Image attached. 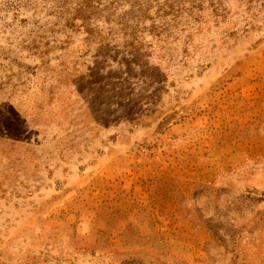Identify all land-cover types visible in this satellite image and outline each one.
Segmentation results:
<instances>
[{
  "label": "rangeland",
  "instance_id": "1",
  "mask_svg": "<svg viewBox=\"0 0 264 264\" xmlns=\"http://www.w3.org/2000/svg\"><path fill=\"white\" fill-rule=\"evenodd\" d=\"M259 131L264 0H0V264H264Z\"/></svg>",
  "mask_w": 264,
  "mask_h": 264
},
{
  "label": "crops",
  "instance_id": "2",
  "mask_svg": "<svg viewBox=\"0 0 264 264\" xmlns=\"http://www.w3.org/2000/svg\"><path fill=\"white\" fill-rule=\"evenodd\" d=\"M243 149V148H242ZM242 156L244 159H252L256 157H264V131H259L256 137H249L244 143V149L242 150ZM240 153L238 154V156Z\"/></svg>",
  "mask_w": 264,
  "mask_h": 264
}]
</instances>
